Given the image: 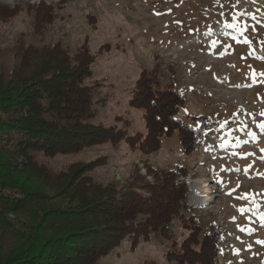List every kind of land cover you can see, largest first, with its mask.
I'll use <instances>...</instances> for the list:
<instances>
[{"label":"trees","instance_id":"1","mask_svg":"<svg viewBox=\"0 0 264 264\" xmlns=\"http://www.w3.org/2000/svg\"><path fill=\"white\" fill-rule=\"evenodd\" d=\"M19 9L0 4V22ZM52 11L44 2L27 5L40 44L19 34L12 46L0 47V264H99L125 240L131 250L153 235L169 241L174 220L187 234L171 243L166 263L217 264L225 232L214 221L203 231L187 206V185L177 179L189 174L186 166L154 169L144 160V174L135 163L122 182L104 184L91 174L106 163L104 156L57 170L38 158L98 145L116 150L122 141L149 157L171 136L191 155L207 129L217 126L206 115H186V123L182 91L173 82L161 85L157 66L140 69L128 99L129 107L142 111L143 133L129 134L122 117L111 125L94 123V105L102 101L93 99L99 82L89 79L108 45L96 55L87 40L73 52L61 41L45 43Z\"/></svg>","mask_w":264,"mask_h":264},{"label":"rangeland","instance_id":"2","mask_svg":"<svg viewBox=\"0 0 264 264\" xmlns=\"http://www.w3.org/2000/svg\"><path fill=\"white\" fill-rule=\"evenodd\" d=\"M40 2L51 6L55 17L45 43L61 41L73 52L87 40L96 55L108 45L89 79L99 82L93 99L102 101L94 105V123L111 125L122 117L129 134L143 133L142 111L129 107L128 99L140 69L157 66L161 85L173 82L184 95L181 118L191 123L186 115H206L217 126L207 129L191 155L171 136L149 157L122 141L116 150L98 145L75 155L38 158L57 170L104 156L106 163L91 173L104 184L122 182L135 163L144 174V160L154 169L186 166L189 174L177 179L187 185V206L203 231L214 221L225 232L217 264H264V243H258L264 242V131L257 126L264 123V0H0L20 7L13 19L0 22L1 48L12 46L19 34L40 44L33 16L26 13L27 5ZM226 22L243 31L224 28ZM242 193L247 198H240ZM169 233V241L153 235L134 250L125 240L99 264H169L165 252L187 234L175 220Z\"/></svg>","mask_w":264,"mask_h":264},{"label":"snow or ice","instance_id":"3","mask_svg":"<svg viewBox=\"0 0 264 264\" xmlns=\"http://www.w3.org/2000/svg\"><path fill=\"white\" fill-rule=\"evenodd\" d=\"M232 20L235 21V20H236V17L233 16V17H232ZM223 27H224V28H235L238 32H242V31H243V29L237 27V25H236L235 23H227V22H226V23L223 24ZM244 42H245V43H249V41H248L247 39H246ZM216 43H217L216 41H213V46H215ZM262 43H264V42H262ZM262 115H264V113H262ZM257 126H258L262 131H264V123H261V124H259V125H257ZM249 135L252 136L253 134H252V133H249ZM262 151H264V150H262ZM249 155H250V154H249ZM244 158H246V156H242V157H241V159H244ZM262 159H264V158H262ZM249 167H250V166H249ZM244 171H245V173H247V168H246ZM237 187H239V185H237ZM233 191H235V189H233ZM228 194L231 195V193H228ZM247 195H248V194L242 193L240 198H247ZM238 211H240L241 213H243V212L246 211V209L241 208V209H238ZM261 219L264 220V217H261ZM262 226H264V225H262ZM240 231H244V229L241 228ZM258 243H264V242H260V241H258Z\"/></svg>","mask_w":264,"mask_h":264},{"label":"bare ground","instance_id":"4","mask_svg":"<svg viewBox=\"0 0 264 264\" xmlns=\"http://www.w3.org/2000/svg\"><path fill=\"white\" fill-rule=\"evenodd\" d=\"M196 189V188H195ZM194 189V190H195ZM193 190V189H192ZM190 192V191H189ZM191 192H193V191H191ZM193 194V193H192ZM198 201H200L199 200V198H198V196L194 193V195L192 196V202H193V204H197L198 203Z\"/></svg>","mask_w":264,"mask_h":264}]
</instances>
